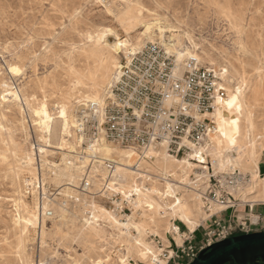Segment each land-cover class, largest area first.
<instances>
[{"label": "rangeland", "instance_id": "374dc122", "mask_svg": "<svg viewBox=\"0 0 264 264\" xmlns=\"http://www.w3.org/2000/svg\"><path fill=\"white\" fill-rule=\"evenodd\" d=\"M104 5L108 6L107 8L113 12L115 17H109L107 15L103 7ZM157 5H159V7H157ZM151 19H159L164 25L167 24L168 27L175 29V31H171L170 33L173 40L167 43V46H162L159 41L155 43L168 53L169 47L173 44L178 43L179 47L190 46L189 40H191L196 44V47L191 49L193 55L199 54L202 57L199 61L201 66L205 68L212 67L215 75L216 69L224 66L229 69L227 76L216 75L220 80L219 87H223L225 94L223 96L217 95L214 110L210 113L215 127V135L210 136L211 142L209 143V162L211 164L209 169H211L212 175L223 173L217 171L214 164L215 161H213L214 158L212 159L213 153L218 151V146L214 145L216 143L214 137L217 135V137H221L218 139L220 141H218L220 144L219 151L226 143L225 136L218 131V129H223V131H225V128L221 122L218 123L217 116L214 114L215 109L223 111L226 110L224 109L226 106L225 103H222V105L217 103V99L227 102L231 96L235 95L236 87L241 88L239 99L241 101L240 106L242 111L238 113L235 109L230 110V113L233 115H230L229 119V122L236 117V119H240L238 126L241 133H239L236 138H239V142L241 141V137H243L241 142H246L247 139L254 140L259 138L257 140L256 149H258V151L256 154H258L260 150H264V0H100V4H97L96 0H0V96H5V93L10 91L19 95L22 100H30V106H34L35 101H31L33 97L37 100L43 98L47 101L49 108L52 107L53 109L58 105L57 103H65L69 107V113L71 117L73 115L75 123V107L78 106L75 102L78 101V98L77 100H74V98L87 93L90 97H94L95 99H99L100 97L104 98L105 104L106 94L110 89L108 88L106 90V88H104L106 82L110 81L118 64L120 63L121 65V62L126 59L122 54L118 56L115 55L111 49L96 47V45H94L96 34L102 30L104 35H106L105 39L108 41L107 43L113 44V36L115 33L110 32L109 28L117 30L120 35L131 32V41L134 42V38L138 37V34L144 31V29L139 26V22H146ZM122 20L127 24H123ZM89 37H91V39H89ZM152 41L153 40L148 39L143 40L142 43L144 45L153 44ZM21 45H23V47ZM171 56L172 60L175 62L174 55ZM111 57L116 58L117 61L113 62L111 59L109 60ZM207 57H211V59L215 61V64H206L205 59ZM187 61L188 59L186 58L182 63L186 64ZM11 67H19L21 69V75L18 77L16 75L14 76L8 71ZM103 79H105V83L100 84ZM113 84L114 82H112V85ZM9 88H11V90ZM104 89L105 92L103 94ZM66 93L71 94L72 97H69ZM17 102H12V99L7 96H5L4 100H0V264H33L35 260L37 261L35 250L37 251L38 247L39 257L37 264H74L71 262V259H76L75 264H92L95 260H101L103 256H100L99 253L102 252V241L95 238L96 233L93 230L85 232L86 234L80 231L85 240H88L90 243L88 247L89 250H85L84 252L82 251L83 240L76 235L78 229L82 227V221L87 211L89 212L88 217H91L90 212H92L93 209L92 205H95L94 208L99 210L103 208L102 210H105L108 214L114 215L121 224H130L131 221H129L128 217L133 215L135 209H139L138 212H140L141 209L146 211L148 208H135L133 202L131 203L132 211L128 217L125 216V218L122 215H116L114 212H110L101 204L98 198L95 197L100 185H104V183H107V185L111 184L112 187L120 189L118 193L122 195L123 193L130 192L135 195L136 189H140L141 192L148 191L143 190L142 184L136 181L135 178L137 175H129L121 172L116 178L109 176L110 179H107L108 176H106V172L103 171L105 169L103 166L106 160H103L102 166L98 165V163L95 164V172L91 171L92 164L89 161H84V163L80 165V179L75 189V199L70 200L64 198L61 195V191L56 189L52 182L55 165L62 162L61 156L59 154L47 153V148H45V145L39 140V133L35 128L30 126L31 123L28 118L29 110L27 105L25 106L24 101L22 103L20 102V104ZM19 106L25 109L26 113L23 115L20 114L18 109ZM244 107H246V109ZM56 112L57 110L54 109L53 113ZM248 122L251 124L254 123L252 125V132L248 131ZM72 129L70 135L65 136V140L72 143V145H77V141L74 140L75 137ZM231 129L233 131L234 127H231ZM221 140L223 144H221ZM111 145L116 151L119 150V152L121 151L124 155L131 153L137 158V153L135 151H125L116 144ZM10 149L12 150L10 151ZM41 149H43V151H40ZM11 156H13V159ZM246 157L247 156L244 155L240 162L236 161L238 162V166L235 167V169L247 175L248 179H251L253 171L245 164L244 161ZM98 158H100V156ZM84 159L86 160V158H82V160ZM168 159L170 158L168 157ZM69 160L71 163H74L73 158L69 157ZM170 160L179 163L183 160L187 161L186 159L177 160L175 158H171ZM187 163H189L188 166ZM187 163L182 162L181 164L183 168L186 166V168H184V176L182 177L184 184L187 186L190 185L192 189L198 190L201 193L202 191L205 192L206 182L208 180L207 170L203 171L204 173L201 175H197L195 169H202V166L200 167L189 161H187ZM259 165L264 166V153L260 157ZM136 166H138L142 173L146 172L148 169V171L156 176H159L161 173L159 172L161 170L158 168L159 165L154 164V161L148 165H144L143 163L141 165V162H139ZM85 168L90 169L88 177L92 182V189L88 192L90 195L88 193L81 194L80 192L79 185ZM11 171H18L17 179H14V175ZM8 172L10 173L7 175ZM38 172L43 176L44 183L48 185L49 191H53V193L55 191V193L51 195L52 197H47V205L45 203L43 206L44 210L48 209L52 212V217L48 220L43 218L45 223L43 232L41 228L36 227L35 232L30 233L28 239L24 240L20 238V234L14 227L11 217L16 214L15 207L18 204L17 199L19 196H22L25 202H28V205L32 204L30 207H35L37 216L39 215L38 218L40 217L38 194H36V191H34L30 184L34 181V177H36ZM169 175L170 174L167 173L164 178H167L174 184L180 182L179 180L181 179L178 177ZM261 178H264V173L261 175ZM197 181L200 183L199 185L193 184L197 183ZM155 182L153 180L152 188L157 186ZM135 183L136 185L132 186V184ZM166 190L168 189L166 188ZM166 190L164 189V191ZM254 190L255 184L251 179V184L246 191H244L242 201L240 202L247 201L249 196L247 198L246 194ZM176 193H179V199L184 195L183 189H176L174 195H176ZM123 197L125 198L124 195ZM170 202L171 200L167 205L172 204V202ZM260 205L263 204L258 203L257 206L254 205V212L260 213L262 207ZM58 206H62L66 209V214L63 219L57 216L58 214L56 211ZM240 206H237L234 210H227L221 213L220 218L236 219L239 221L248 213V210L243 208L244 206ZM203 207L204 205L199 207L193 205L191 207L193 221L197 224V226H195V232L192 235L196 242L202 239L206 228L211 223L209 220L211 211H206V208ZM74 209L80 210L82 216L78 215V217H75L76 215L74 216V214L76 213H74ZM152 211L153 210H148L146 212ZM98 216L102 218V221H100V219L98 222L102 225L105 224L103 231L107 234V240L104 243L109 244L110 242L112 243V247L114 245L125 247V255L128 254L127 251L133 244L132 239L136 237H139L141 242L153 246L156 250H163V252H168L169 250L165 248L166 245L169 246V241L167 240L168 243L166 244L165 240V237L168 239V236H165V234L168 233L166 223L157 221L156 219V221L150 223V228L153 226L152 230L156 231V234L143 236L140 234L137 236L136 232L132 229L128 231L125 230V232H127L126 234L120 232V227L113 226L103 215ZM77 220L81 223L77 224ZM175 221L177 222L174 225L180 227V234L183 236L182 240L185 237H189V233H191L189 228L182 222L178 220ZM56 224H58V229H61L64 233H60L58 229V231L55 229L52 232L45 230L46 225L47 227H53V225ZM251 231V233L260 232L256 231V229H251ZM149 236H156L157 238L152 240ZM172 236L175 240L174 234H172ZM158 239L162 247L156 245L155 242H157ZM51 246H53V250L50 248ZM114 252L115 259H113L112 264H116L115 262L120 258L121 253L119 250ZM82 253L85 255L81 256L80 254ZM108 256H110V253L104 256L106 262L110 261L108 260ZM132 259L135 261V264H137V259L135 257ZM140 262L145 261L140 260Z\"/></svg>", "mask_w": 264, "mask_h": 264}, {"label": "bare ground", "instance_id": "6f19581e", "mask_svg": "<svg viewBox=\"0 0 264 264\" xmlns=\"http://www.w3.org/2000/svg\"><path fill=\"white\" fill-rule=\"evenodd\" d=\"M134 3V2H133ZM219 6V5H218ZM104 7V6H103ZM126 7V6H125ZM105 12H112L111 10H109L107 7H104ZM136 10V9H135ZM140 10V9H139ZM123 11V9H122ZM221 11V10H220ZM103 12V11H102ZM133 12V11H132ZM113 13V12H112ZM130 13V12H129ZM144 13V12H143ZM146 13V12H145ZM222 13V12H221ZM141 14V13H140ZM112 17H115L114 15ZM125 17V16H124ZM143 18V17H142ZM125 19V18H124ZM237 19V18H236ZM121 20V19H120ZM238 20V19H237ZM71 21V20H70ZM123 21V20H122ZM128 22V21H127ZM157 19H151L150 21H146V22H139V26L142 27V29H144L146 24H150V23H156ZM160 22V21H159ZM120 23V22H119ZM160 24L164 25L163 23L160 22ZM165 28H170L168 27V25H164ZM129 28V27H128ZM110 32L115 33L113 38V44L107 43L108 41H106L105 37L106 35H104V32H102V30H100L97 34H96V38H95V42L94 45H96V47H106L108 49H111L115 55H119L122 54L124 56V58H128L130 56V48H133L136 46L137 42H143V40H156L159 41L160 44L162 46H165L167 43H169L170 41H172L173 37H171L170 33L171 31H164L163 32V36H164V40L161 41L160 40V36H161V32H160V26L157 25V27L155 29H153V32L150 34V38H146L144 36V31L138 34V37L134 38V42L131 41L132 37L130 35L131 32L129 33H125L123 35H120L118 33L117 30H113L111 28ZM96 30V29H95ZM113 30V31H112ZM135 30V29H134ZM169 35H168V34ZM174 35V34H173ZM190 41V40H189ZM239 41V40H238ZM149 42V41H148ZM151 42V41H150ZM175 43V42H174ZM181 43V42H180ZM127 44L129 46V51H127L123 45ZM171 44V43H170ZM179 44H173L171 46L172 52L173 54H175L176 52H179L181 49L184 52H191V54L193 55V51L191 50L193 47L191 46H178ZM145 46V45H144ZM161 48V47H160ZM105 49V48H103ZM106 49V50H108ZM164 50V49H162ZM232 50V49H231ZM167 54L168 52L166 50H164ZM111 53V52H110ZM120 55V56H122ZM169 55V54H168ZM170 56V55H169ZM172 57V56H170ZM111 59V61L115 62L117 61L116 58L111 57L109 58V60ZM112 62V63H113ZM175 62L173 61V64ZM110 64V63H109ZM114 64V63H113ZM184 64V63H183ZM111 65V64H110ZM120 63L118 64V66L116 67V70L114 73H117V70L120 67ZM211 66V65H210ZM89 67V66H88ZM176 67V64H174V68ZM184 71V70H183ZM259 73V72H258ZM263 73V72H262ZM181 74V73H180ZM264 75V74H263ZM15 76V75H14ZM13 76V77H14ZM225 76V75H224ZM246 76V75H245ZM260 76V75H259ZM18 77V76H17ZM260 79V78H259ZM39 80V79H38ZM105 79H103L102 82H100V84L105 83L104 81ZM94 81V80H93ZM39 82V81H38ZM112 82H115L113 80V74L112 77L110 78V81L106 82V85L104 88H106V90L108 88L111 87ZM241 82V81H240ZM244 82V81H243ZM98 84V83H97ZM244 84V83H243ZM7 85V84H6ZM8 86V85H7ZM77 86V85H76ZM97 86V85H96ZM78 87V86H77ZM221 89L225 92V90L223 89L222 86H220ZM75 88V87H74ZM95 88V87H94ZM4 89V88H3ZM11 90V88H9ZM90 89V88H89ZM88 90V89H87ZM90 91V90H89ZM15 92V91H14ZM105 92V89L103 91V94ZM68 93H66L67 95ZM79 94V93H78ZM91 94V93H90ZM225 94V93H224ZM261 94V93H260ZM256 95V94H255ZM69 97H72L71 94H68ZM75 96V95H74ZM95 96V95H94ZM258 96V95H257ZM67 97V96H66ZM76 97V96H75ZM78 101H76V105L78 104L77 107H75V111H76V120L74 123V117L72 115H70L69 113V107L65 104V103H57L56 107H54V109L57 110L56 113H53V108H49V105L47 103V101L45 99H40L37 100L36 98H32L31 101H35L34 106H30L29 101L25 100V99H20V100H16L14 97H12V102H17L20 101L21 103L24 101L25 102V106L27 105L28 110H29V114H28V118L30 120V123L33 128H35V130L39 133V140L45 145V148H47V153H51V154H59L61 156V160L62 162L59 163L58 165H55V171L53 172V177H52V182L54 184V186L56 187V189L61 191V195L66 198V199H75V195H76V187L78 185L79 182V172H80V165L84 163V161H89L92 166H91V171L96 170V166L95 164L98 163V165L102 166L103 165V160H109L110 164L113 165L112 170L110 171L107 166H105V162H104V166L105 169L103 171L106 172V176H111V177H115L117 175H120L121 172L125 173V174H129V175H137V177L135 178L136 181L140 182L143 186V190H146L148 192H141L139 189V195L136 194V190H135V195H134V199L131 197L130 199L132 200V203L136 201H140L141 204H144V207L147 208V204H152L153 207L152 208H148V210H153L152 212H146L143 209H141L140 212H138L139 209H135V212H133V215H131L133 218L130 222L131 227L128 228H119L120 232H124L125 234L127 232H125V230H133L136 232L137 236H139L140 234L143 235H153L156 234V231L152 230V228H150V223L156 221H160L163 223L167 224V232L168 233H172L174 234V238L175 241L178 245L182 244V235L180 234V232L178 231V227L176 225H174V221L178 220L180 222H182L183 224H185L191 233L195 232V226H197L196 222L193 221V212H192V206H202L204 205V199H203V194L204 191L199 192L198 190H194L189 186L185 185L182 177L184 176V168H186V166L183 168L182 167V162H184V160L179 163V162H173V160L171 161V158H175V159H186L187 161L195 164V165H199L200 167L202 166V169H195V173H197V175H201L202 173H204L203 171L207 170V175L208 178L210 175H212L211 169H209L211 167V164L209 162V150H210V136H214L215 135V130L211 132L210 136L208 137V139L205 141V143L199 147H197V149H203V155H204V162L201 163L200 161H195L192 159V156L195 154L193 152V150L191 149V152H189V157H182V158H176V157H172L170 155H165V150L164 149H158L155 151H150L149 153H151V156L154 157V159L149 162V161H145L142 160L140 158H137L135 155H132L131 153H127L124 155V153H122L121 151L119 152L115 150L114 147H112L111 143L108 141L104 140V137L101 136V133L98 135V138L96 140H94L95 138H93L92 140H94L92 143H95V147L96 149L91 148V144L89 142L90 140V136L82 134V133H78L77 129H80V131H83L81 129V127L78 125V122L81 119L80 118V114L83 112V108H87L88 106H94L95 112L97 111L98 114V124L102 121V115H103V110L105 106L104 104V98L100 97L99 99H95L94 97H90V95H88L87 93H84L83 95L81 94L80 96L74 98V100L76 99ZM7 99V98H6ZM80 99V100H79ZM228 99V97H227ZM255 99V98H254ZM93 101H98V103H93ZM216 101V100H215ZM260 101V100H259ZM20 102H17L20 104ZM82 102V104H81ZM253 102V101H252ZM106 103V100H105ZM225 103L226 110L223 111H219L218 109H215L214 114L215 116H217V121L218 123L221 122V124H223V127L225 128V131H223L224 133L227 134V136H232L233 135V131L230 127L231 122H229L230 119V115H233L230 113V110H234L233 109H228V101L227 102H223V104ZM250 103V102H249ZM248 103V104H249ZM9 104V103H8ZM215 104V103H214ZM254 104V103H253ZM222 105V104H221ZM55 106V105H54ZM74 106V105H73ZM219 106V105H218ZM251 106V105H250ZM73 108V107H72ZM246 109V107H244ZM19 109V113L20 114H24L26 113L25 109L21 108V106L18 107ZM228 109V110H227ZM214 110V109H213ZM39 111L41 112V116H36V112ZM71 111V108H70ZM100 113H99V112ZM47 112V116L44 115V113ZM61 112H63V116L61 115ZM237 115V114H236ZM6 116V115H5ZM238 116V115H237ZM236 117V116H235ZM242 117V116H241ZM237 118V117H236ZM235 118V119H236ZM251 119V118H250ZM240 120V119H239ZM246 120V119H245ZM23 122V121H22ZM18 123V122H17ZM25 123V122H24ZM217 123V122H216ZM254 123H250L248 122V131L252 132L253 131V125ZM245 125V124H244ZM239 127V126H238ZM73 128V129H72ZM241 128V127H240ZM245 128V127H243ZM71 129L73 131V135L75 137L74 140L77 141V145L75 147V145H72V143H70L69 141L65 140V136L70 135L71 133ZM215 129V127H214ZM243 130V129H242ZM33 131V130H32ZM36 132V133H37ZM37 133V134H38ZM241 133V132H240ZM247 133V132H245ZM244 134V132H243ZM220 135V134H219ZM245 135V134H244ZM218 136V135H217ZM215 136V144L216 146H218L215 156L213 155L212 159L213 161H215V167L217 169L218 172H223L225 173L228 172L227 170L231 169V170H236L235 167L238 166V162L236 161H241V159L243 158V156H247L246 160L244 161L245 164L247 165L248 168H250L252 171L253 169H255V176L256 179L253 180V174H251V179L253 181V183L255 184V190L253 192H249L246 194L248 200L245 201L247 203H249L252 207H254V205H257L258 203H260V200L262 198H264V178L262 179L261 176L259 175V162H260V157L261 155L264 153V150H260V152L258 154H256V152L258 151L257 148V139H247L246 142H241L242 138L241 137V141L239 142L238 139L235 137V139L237 140V145L235 148H233L231 146V144L229 143L228 139H226V143L225 145H223V147H221L220 149V144H219V138L221 137H217ZM225 136V135H224ZM247 136V135H246ZM253 136V135H252ZM223 137V136H222ZM69 138V137H67ZM84 138H86L85 140V144L87 143V148H83L82 147V143L84 142ZM226 138V137H225ZM246 138V137H245ZM244 138V139H245ZM252 138V137H251ZM262 139V138H261ZM9 141V140H8ZM36 141V140H35ZM214 141V140H213ZM219 141V142H218ZM222 141V140H221ZM225 142V141H224ZM41 143V145H42ZM101 143V144H100ZM213 144V142H212ZM223 144V141L222 143ZM262 144V143H261ZM10 145V144H9ZM120 147V146H119ZM11 148V147H10ZM122 148V147H121ZM214 148V147H213ZM25 149V148H24ZM125 151L131 150L134 151L132 149H126L123 148ZM12 149H10L11 151ZM215 150V149H214ZM41 151V150H40ZM84 151V152H83ZM2 152V151H1ZM78 152V153H77ZM163 152V153H161ZM13 153V152H12ZM11 153V154H12ZM41 153V152H40ZM159 153V154H158ZM80 154V155H79ZM13 155V154H12ZM15 155V152H14ZM39 155V154H38ZM149 155V154H148ZM2 156V155H1ZM100 156V158H98ZM150 156V155H149ZM8 157V156H6ZM13 159V156H11ZM17 157V156H16ZM29 157V156H28ZM32 157V156H31ZM43 157V156H42ZM41 157V159H42ZM69 157L73 158L74 163L70 162ZM157 157V158H156ZM168 157L170 159H168ZM10 158V156H9ZM82 158H86V160H82ZM60 159V158H59ZM88 159V160H87ZM98 159V160H97ZM16 160V158H15ZM27 160V159H26ZM72 160V161H73ZM139 160V161H137ZM4 161V160H3ZM154 161V164L159 165L158 168L161 169L159 172L160 175L156 176L153 173H151L150 171H146L144 173H142V171L138 168V166H136L139 162H141L144 165H148L150 163H152ZM250 161H254L252 163H250ZM17 162V161H16ZM27 162V161H26ZM30 162V161H29ZM43 162V161H42ZM221 163H223L224 170L221 171L220 170V165ZM243 163V162H242ZM9 164V163H8ZM25 164V163H24ZM28 164V163H27ZM241 164V163H240ZM14 165V164H13ZM189 165V163H187V166ZM10 166V165H9ZM11 167V166H10ZM90 167V166H89ZM137 167V168H136ZM9 168V167H8ZM21 168V167H19ZM141 168V167H140ZM143 168V167H142ZM243 168V167H242ZM240 168V169H242ZM12 169V168H11ZM209 169V170H208ZM29 170V169H28ZM37 170V169H36ZM90 170V169H89ZM192 170V169H191ZM244 170V169H243ZM249 170V169H248ZM247 170V172H248ZM249 170V171H251ZM32 171V170H31ZM43 171V170H42ZM90 171V172H91ZM12 172V171H11ZM18 171L16 172H12V174L14 175V179H17ZM33 172V171H32ZM104 172V173H105ZM189 172V171H188ZM186 172V173H188ZM10 172L7 173V175ZM35 173V172H34ZM167 173H169V176H175L178 177L180 182L177 184L171 183L170 180H168L166 177ZM250 173V172H249ZM25 174V173H24ZM27 174V173H26ZM83 175L81 183H80V192H81V184L83 179H86V182H88L90 184V189H92V182L90 179H88L89 177V171L88 172H83ZM222 174V173H221ZM95 175V174H94ZM217 175V174H216ZM11 176V174H10ZM147 176H150V185L144 189V182L147 178ZM189 176V175H188ZM186 176V177H188ZM205 176V175H204ZM203 176V177H204ZM247 176V175H246ZM49 177V176H48ZM201 177V176H200ZM134 178V177H133ZM12 179V178H11ZM92 179V178H91ZM184 179V178H183ZM187 179V178H186ZM189 179V178H188ZM251 179H248V184L245 188L246 189L250 186L251 184ZM106 180V179H105ZM128 180V178H127ZM153 180L155 183H157V186L155 188L153 187ZM173 180V179H172ZM175 181V180H174ZM191 181V180H190ZM199 181V180H198ZM197 181V183H198ZM16 182V181H15ZM105 182V181H104ZM134 182V181H133ZM126 183V182H125ZM161 183V184H160ZM17 184V183H16ZM32 188L34 189V191H36V194H38V203H39V207H40V217L38 218L37 216V211L35 210V207H30L32 204L28 205L25 200L23 199L22 196H19V198L17 199L18 204L15 207V212L16 214H14L12 218V223L14 225V227L16 228V230L19 232L20 234V238L21 239H28L30 233L35 232V228H41L42 232L44 229V219L48 220L52 217V212L48 209L43 208L44 204L48 201L47 197H50L53 193L49 191V187L46 183H44V179L43 176L41 175L40 172H38L36 174V177H34V181H32V183H30ZM103 184V183H102ZM173 184V185H172ZM28 185V184H27ZM99 185V184H98ZM135 184H132V186H135ZM30 186V185H29ZM28 186V187H29ZM47 186V187H46ZM155 186V185H154ZM98 187V186H97ZM159 187V188H158ZM31 188V189H32ZM114 188V187H113ZM133 188V187H132ZM131 188V189H132ZM157 188V189H156ZM166 188L168 190H166ZM175 188V189H174ZM25 189V187H24ZM89 189V191H90ZM164 189L166 191H164ZM169 189L172 190L173 194H169ZM176 189H183L184 191V195L181 199L178 198V194L176 193V195H174V192ZM99 190V188H98ZM122 190V189H121ZM130 190V189H129ZM142 190V189H141ZM88 191V192H89ZM96 191V190H95ZM134 191V190H133ZM182 191V190H181ZM39 192V193H38ZM42 192V195H40V193ZM87 192V193H88ZM78 193V192H77ZM131 193V192H130ZM148 193V194H145ZM31 194V193H30ZM81 194H86L81 192ZM89 194V193H88ZM60 195V197H61ZM90 195V194H89ZM93 195V194H92ZM174 195V196H173ZM34 196V193H33ZM96 196V195H95ZM52 197V196H51ZM35 199V198H34ZM176 199L180 200V204L176 205L175 201ZM246 199V198H245ZM62 200V199H61ZM83 200V199H82ZM91 200V199H89ZM88 200V201H89ZM171 200L172 204H168V202ZM32 201V200H30ZM42 201V202H41ZM79 201V199H78ZM35 202V201H34ZM54 202V201H53ZM72 202V201H71ZM82 202V201H81ZM97 202V201H96ZM170 202V203H171ZM242 202V203H245ZM36 203V202H35ZM50 203V202H49ZM74 203V201H73ZM83 203V202H82ZM95 203V202H94ZM93 203V204H94ZM241 203V202H240ZM241 203V204H242ZM239 204V202L237 203V205ZM264 204V203H262ZM35 205V204H34ZM47 205V203H46ZM76 205V204H75ZM173 205V206H172ZM244 205V204H242ZM36 206V205H35ZM74 206V205H73ZM93 206V205H92ZM98 206V205H97ZM51 207V206H50ZM77 207V205H76ZM131 207V206H130ZM74 208V207H73ZM144 208V209H145ZM201 208V207H200ZM103 209V208H102ZM102 209H97V208H93L92 212L90 216H92L93 212H95L97 215H103L104 217H106V214H108L105 210ZM225 207H221L219 205H216L214 203L210 202V207L209 210L211 211L209 216L218 214L219 212L224 211ZM89 210V209H88ZM82 211V210H81ZM142 212V213H141ZM56 213L58 214L57 216H59V218H64L65 214H66V209L62 206H58L57 207V211ZM74 216L78 217V215H81L80 210H76L74 209ZM202 213V212H201ZM87 216H89V212H86ZM116 214V213H115ZM117 215V214H116ZM153 215V216H152ZM82 216V215H81ZM119 217V216H118ZM122 217V216H121ZM128 217V216H127ZM44 218V219H43ZM85 218V217H84ZM126 218V217H125ZM105 219V218H104ZM103 219V220H104ZM255 219V218H253ZM78 221V220H77ZM102 221V218L101 220ZM125 221V220H124ZM42 222V223H41ZM60 223V222H59ZM77 223V222H76ZM109 223V222H108ZM120 223V222H119ZM113 226H116L115 223H112ZM121 224V223H120ZM124 224V223H123ZM109 225V224H108ZM111 225V224H110ZM78 226V225H77ZM140 227V232L136 231V228ZM158 227V226H155ZM67 228V227H66ZM117 228V227H116ZM57 230L58 229V224L53 225V227H45L46 231L52 232L53 230ZM112 229V228H111ZM60 231V233H64L61 229H58ZM57 230V231H58ZM68 230V229H67ZM56 231V233H57ZM70 231V230H69ZM72 231V230H71ZM79 231V232H78ZM78 231L76 232V235L83 240V252L85 250H89L88 247L90 246V243L88 242V240H85V238L83 237V235H81L80 229H78ZM94 231V230H93ZM112 231V230H111ZM114 231V230H113ZM145 231L147 232V234H145ZM92 232V231H91ZM80 233V235H79ZM85 233V232H84ZM106 233V232H105ZM86 234V233H85ZM84 234V235H85ZM92 234V233H91ZM117 234V233H116ZM38 235V234H37ZM94 235V234H92ZM91 235V236H92ZM112 235V234H111ZM166 236V235H165ZM72 238V237H71ZM90 238V237H89ZM94 239V238H93ZM112 239V238H111ZM122 239V238H121ZM127 239V238H125ZM95 240V239H94ZM124 240V239H123ZM128 240V239H127ZM131 240V239H130ZM133 240V244H132V248L133 249H137L139 248V245L135 244V238L132 239ZM166 240V244L167 239L165 237ZM19 241V240H18ZM117 241V240H116ZM79 242V241H78ZM113 242V241H112ZM122 242V241H121ZM131 242V241H130ZM18 243V242H16ZM25 243V242H23ZM22 243V244H23ZM114 243V242H113ZM81 244V243H80ZM105 246H109L108 248L113 249V247H116V250H119L120 252L126 253L125 252V247H122L120 245H114L112 247V243L109 242V244L104 243ZM119 244V243H118ZM141 244L144 247V250L149 252L150 254H154L155 258L157 260H159L157 257L162 254L161 252H163V250H156L154 249L153 246H150L149 244H145L143 242H141ZM17 245V244H16ZM125 245V244H124ZM24 246V245H23ZM79 246V245H78ZM120 246L121 248L118 249L117 247ZM18 247V246H17ZM91 248V247H90ZM128 248V247H127ZM165 248H168V245L165 246ZM91 250V249H90ZM168 250V249H167ZM127 251V250H126ZM42 252V251H41ZM128 252V251H127ZM52 254V253H51ZM117 254V253H116ZM54 255V254H52ZM81 256H84L85 254H80ZM168 255L169 257L172 255V251L169 249L168 250ZM118 256V255H117ZM69 257V256H68ZM109 257V256H108ZM82 258V257H81ZM119 258V257H118ZM136 258V257H135ZM67 259V258H66ZM71 259V258H68ZM107 259V258H106ZM137 259V258H136ZM72 260V261H71ZM70 261L73 262L75 264V260L71 259ZM101 260L104 262V264H108L109 262L105 261V257L103 256L101 258ZM109 260V258H108ZM141 261H144L143 258L140 259ZM68 261V262H70ZM63 262V261H62ZM116 263V262H115ZM93 264V263H92ZM134 264V263H132Z\"/></svg>", "mask_w": 264, "mask_h": 264}, {"label": "built area", "instance_id": "2783aa9c", "mask_svg": "<svg viewBox=\"0 0 264 264\" xmlns=\"http://www.w3.org/2000/svg\"><path fill=\"white\" fill-rule=\"evenodd\" d=\"M173 68L172 57L157 44H146L136 56H129L128 59H124L117 70L119 80L114 82L106 94L102 121L98 124V114L95 112L94 106H88L80 114L82 119L81 122L79 120L78 125L83 131L77 129L78 133L90 136L88 144L90 143L93 149L96 147L95 143L92 142L101 133L105 141L122 148L132 149L137 153L138 158L149 162L154 157L149 156L148 153L158 149H164L172 157H189L191 148L183 144L181 131L191 127V133L186 131L183 133L184 136L191 137L188 144L194 143L197 147L203 145L210 136L209 131H214V123L210 113L213 112L216 97L217 95L223 96L224 91L219 87L220 80L216 77L214 69L212 72H208V68L193 63L191 69L184 70L180 74L183 77L179 81L181 93L175 96L174 90L177 81L175 77L170 79ZM185 86L188 88L187 92L183 91ZM169 95H173V105L176 104L177 100L181 103L179 116L169 115L170 112L175 113L177 111L174 106L169 108ZM185 105L191 111L188 116L184 115ZM137 112L140 113L139 116L136 115ZM177 120H179L178 127L175 126ZM167 123L174 125L170 133L165 132ZM154 136L155 139H153ZM93 138L95 139L92 140ZM163 138H170L171 142L164 145ZM85 140L86 138L82 143L83 148H87ZM105 164L111 171L113 165L110 164V161L106 160ZM88 171L89 168H85V172ZM107 179L110 177L108 176ZM143 184L144 189L150 185V176H147ZM193 184L199 185L200 183ZM247 184L248 177L238 170L209 176L203 194L204 207L206 211H209L211 202L225 207V209L209 218L211 223L198 242L192 236L194 233H189V237H185L182 244L178 246L172 234H165L168 236V249L172 251V255L170 257L168 255L171 264H190L202 250L214 243L234 236L250 234L251 229L264 231V204L260 205L262 206L260 213H257L254 212V207L249 203H243L244 209L248 210V213L239 221L220 218L221 213L237 208V203L242 201ZM106 186L107 183L100 185L95 197L110 212L123 217L130 215L132 209L129 201L122 194L113 192ZM89 189L90 184L84 178L81 184V192L87 193ZM131 194V197L134 198L133 193ZM176 222L174 221V224ZM178 231L180 232L179 226ZM149 237L152 240L157 238L156 236ZM155 243L162 247L159 239ZM104 247L106 252L102 251L99 254L105 256L110 253L109 264H112L113 259H115L116 247L113 249L108 248L109 246ZM50 248L53 250V246ZM117 248L120 249L121 247L118 246ZM38 251L39 247L37 251L35 250L37 261L35 260L33 264L38 262ZM164 252L157 258L161 259ZM132 263L135 264L133 259L130 261V264ZM140 264H145V262H140ZM148 264L151 262L149 261Z\"/></svg>", "mask_w": 264, "mask_h": 264}, {"label": "snow or ice", "instance_id": "6c2138e0", "mask_svg": "<svg viewBox=\"0 0 264 264\" xmlns=\"http://www.w3.org/2000/svg\"><path fill=\"white\" fill-rule=\"evenodd\" d=\"M96 3L100 4V0H96ZM104 7H108V6L104 5ZM157 7H159V5H157ZM107 15L109 17H112L113 13L112 12H108ZM122 23L123 24H127L126 22H123V21H122ZM157 25L160 26V32H161L160 40L161 41H163L165 39L164 36H163V32L164 31H166V30L167 31H175L174 28H165L164 25L160 24L159 19H157V22L155 24L154 23H150V24H146L145 25V27H144V36L146 38H150V34L153 32V29H155L157 27ZM89 39H91V37H89ZM152 42H153V44H155L156 40H153ZM189 43L191 44V46L193 48L196 47V44L193 43L191 40L189 41ZM21 46L23 47V45H21ZM165 46H167V45H165ZM123 47L127 51H129V46L127 44L123 45ZM143 47H144L143 43L137 42L135 47L130 48L131 49L130 57L131 56H136L138 54L139 50L141 48H143ZM168 54L170 56L174 55V57H175L176 67L173 68L172 74L170 76V79L172 77L176 78L177 83H176V88H175L174 92H175V96H178L181 93L180 92L179 81L183 78L182 75H180V73H182V70L191 69L193 63H196L198 65L199 61H200V59L202 57L199 54L192 55L191 52H184L182 49L179 52H176L175 54H173L171 47H169V53ZM186 58L188 59V63L187 64H183L182 62ZM205 63L206 64L211 63V64L214 65L215 61L213 59H211V57H207L205 59ZM207 70H208V72H212L213 68L209 67ZM8 71H10L13 75H16V76L21 75V69L19 67H11V68L8 69ZM228 73H229V69L226 66H224L222 68H219V69H216V75L217 76H221V75L227 76ZM113 80L114 81H118L119 80V73H113ZM187 90H188V88H187V86H185L183 91L187 92ZM240 93H241V88L240 87H236L235 88V95L231 96V98L228 100L229 109L235 108V110L238 113L242 111V108L240 106L241 105V101L239 99ZM5 96H7L9 98L14 97L16 100H20L21 99V97L19 95L15 94L13 92H10V91L6 92ZM5 96H0V100H4ZM168 100H169V108H172L173 106L177 108V111L175 113H171L170 112L169 115H173L174 114L176 116H179L180 115L179 108H180V104H181L180 101L177 100L176 104L173 105L172 104V101L174 100L173 95H169ZM93 103L94 104L98 103V101H93ZM217 103L222 104L223 101L217 99ZM190 114H191L190 109L188 108L187 105H185V107H184V115L188 116ZM44 115L47 116V112H45ZM61 115L63 116V112H61ZM136 115L139 116L140 113L137 112ZM36 116H38V117L41 116V112L37 111L36 112ZM239 123H240V121L238 119H234V120L231 121L230 127H234V133H233L232 136H227V134L223 132V129H218V131H220L222 135H225L226 139H228L229 143L231 144V146L233 148H235L236 145H237V140L235 139V137L238 136L239 133H240V129L238 127ZM173 126H174L173 123H167L166 126H165V132L166 133H170L172 128H173ZM175 126H177V127L179 126V120H177L175 122ZM185 131L188 132V133H191L192 132V128L191 127H187L186 129H183L181 131L183 144L187 145L188 147H190L193 150V152L195 153L192 156L193 160L200 161L201 163H203L204 162L203 149L202 148L201 149H197V146L194 143L188 144V141L191 139V137L190 136H184L183 133ZM210 134H211V130L209 131V135ZM153 139H155V136L153 137ZM170 142H171L170 138H163V144L164 145H168ZM41 151H43V149H41ZM148 154L151 155V153H148ZM165 155H167L166 151H165ZM213 155L215 156V153H213ZM252 162H254V161H250V163H252ZM183 163H187V161H184ZM224 167L225 166L223 165V163H221L220 170L223 171ZM229 171H231V169H229ZM255 179H256L255 169H253V180H255ZM106 187L107 188H111L113 192H119L120 191V189L113 188L111 184L107 185ZM105 194L107 195V193H105ZM136 194L139 195V189H136ZM169 194L170 195L172 194V190L171 189H169ZM123 195L125 196V199H127L129 201V203L131 204L132 203V199H129L131 197V193H123ZM175 203H176V205H179L181 202H180L179 199H176ZM260 203H264V198H262L260 200ZM94 207H95V205H93V208ZM142 207H144V205H142L140 201H136L135 202V208H142ZM152 207H153L152 204H147V208H152ZM132 218H133L132 216H129L128 217L129 221H131ZM100 219L101 218L95 212H93V214H92V216L90 218L87 216V214H85V218L82 221V227H81L80 231L81 232H88L90 230H94V232L96 233L95 238L97 240H101L102 241L101 242V250L106 252V248L104 247V242L107 240V234L103 231V228L105 227V224L102 225V224H100L98 222ZM106 219L110 223H115L116 226H118L120 228L131 227L130 224H120L118 218L115 217L112 214H106ZM80 223H81L80 221H77V224H80ZM140 230H141L140 227L136 228L137 232H140ZM145 234H147L146 231H145ZM135 244L139 245V248L133 249L132 247H129L127 255H125L123 252H121L120 253V258L117 260L116 264H130V261H131V259L133 257L137 258V264H140V259L141 258L144 259L145 264H148L149 261L151 262V264H171V261L168 260V252L165 251L163 253V256L161 257V259L157 260L155 258L154 254H150L149 252L144 250V247L141 244V240H140L139 237L135 238ZM109 260H111V257H109ZM93 264H104V262L102 260H95L93 262Z\"/></svg>", "mask_w": 264, "mask_h": 264}, {"label": "water", "instance_id": "95a60500", "mask_svg": "<svg viewBox=\"0 0 264 264\" xmlns=\"http://www.w3.org/2000/svg\"><path fill=\"white\" fill-rule=\"evenodd\" d=\"M190 264H264V231L214 243Z\"/></svg>", "mask_w": 264, "mask_h": 264}, {"label": "crops", "instance_id": "0c3cea01", "mask_svg": "<svg viewBox=\"0 0 264 264\" xmlns=\"http://www.w3.org/2000/svg\"><path fill=\"white\" fill-rule=\"evenodd\" d=\"M264 173V166H262V165H259V175L261 176L262 174ZM244 206V205H242L241 203H239L237 206L239 207V206ZM240 206V207H241ZM244 208V207H243Z\"/></svg>", "mask_w": 264, "mask_h": 264}]
</instances>
